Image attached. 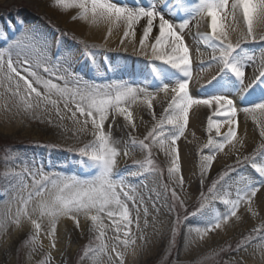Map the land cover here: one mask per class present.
<instances>
[{"label":"snow or ice","instance_id":"obj_1","mask_svg":"<svg viewBox=\"0 0 264 264\" xmlns=\"http://www.w3.org/2000/svg\"><path fill=\"white\" fill-rule=\"evenodd\" d=\"M191 3L194 6L187 7L189 0H177L169 8V13H172L176 9L185 7L186 18L174 21L166 18L165 13L156 7L155 0H151L148 6L137 7L120 6L114 0H53V5L56 7L65 10L79 9V15L74 16V20H85L92 24L123 23L124 33L121 44L126 41L135 44L137 25H140L142 34L139 37L137 50L148 59L152 74L161 81L158 91L171 95L167 107L164 108L158 122L144 140L135 139L131 132H129V139L133 145L146 150L149 165L152 164V144H157L164 152L165 157L170 161L169 184L172 186L174 202L178 199L175 185L179 184L181 189L183 186L182 177L178 181L171 179L180 171L177 141L184 135L190 113L194 109L211 110L207 120L208 130L211 132L215 129L216 135L222 137L219 141L209 139L208 144L204 146L210 148L214 145V148H210L213 153L224 150L225 144L235 146L238 113L251 117L259 128L260 136L264 137V51L261 52L259 63H257L254 53L248 54L243 51L241 40L233 44L228 35V30L236 31L242 21L246 32L241 33V39L255 41L256 30H264V0H198V2L191 0ZM169 4H172V0H166L165 7ZM193 20L196 22L197 29L202 24H206L208 31H198L197 35L212 50L208 66L215 64L218 67L217 74L208 82L212 87H202L196 96L190 92L192 62L190 49L184 39L185 30H191ZM109 34H111V28ZM259 39L264 40V35ZM157 61L174 72H165L163 68H158L154 64ZM250 66L253 69L252 76L245 84L246 69ZM43 71L57 80H64L57 71L47 66ZM22 72L26 75L21 74ZM176 73L180 76L177 77ZM165 79L173 80V83L164 82ZM213 81H216L214 85ZM0 87L4 88L5 93L10 94L17 114L23 111L31 118L41 119L40 113L47 112L48 106H51L60 120L64 119L62 113L70 112V118L78 126L79 133H88L90 124V133L93 138L75 151L84 167L95 170V174L86 179L29 172L32 177L31 191H28L27 196L18 194L14 197L19 204L15 214H12L7 206L0 209V229L7 230L10 225H20L22 218L27 219L35 229L36 234L29 237L34 242L36 235H39L42 230L41 223L33 218V213L38 211L40 216H47L51 220V228L47 235L52 240V247H55L57 219L62 216L68 217L74 220L76 227L79 228L80 223L77 217L83 214L92 222L89 231L99 233L96 236L99 242L98 247L93 249L88 246V250L97 253L100 257L97 259V264H102V257L109 255L108 246L102 239L107 227L102 219L103 215L111 222V227L116 233L114 237L116 240L120 241L126 249L134 244L133 225L137 229L141 227L143 214V226L147 228L149 209L145 206L144 196L138 195L136 189L118 178L116 165L120 152L116 146L118 142L113 139L112 129L115 126L116 117L120 116L123 117L126 125L134 130L130 105L143 97L142 102L151 110L153 93L147 87L132 86L125 81L113 82L103 87L82 85L79 82L70 85L67 81L61 85L53 82V79L44 78L31 64L25 65L19 59L13 60L10 52L6 58L4 51H0ZM235 95H239L241 102L247 101V103L238 105L233 98ZM5 108L7 112L12 111V106L8 104ZM153 118H156L154 113ZM52 122L50 119L49 123ZM224 125H227V131L221 134L220 129ZM166 126L170 127L166 128ZM150 138L152 144L146 143ZM124 154L127 155V152ZM255 156L254 153L253 156L243 159L251 164L260 178H264V149L259 151L261 162L258 163ZM213 160L214 154L204 155L201 166L202 176L210 169ZM239 162L238 156L237 163ZM137 163L139 167H144V164ZM37 175L40 176L39 179L36 178ZM224 175L221 174V179ZM169 184L165 185L166 191ZM259 185L264 187V179L259 180ZM29 187L28 184L23 183L20 186V192ZM216 188L217 181H213L209 194H212ZM257 191L258 188L254 184H248L244 189H237L235 199L223 200L224 205H230L227 211L223 214H215L207 222L206 227L196 229L197 234L204 236L221 228L229 222L231 217H237V209L242 204L249 205L251 210L250 205L253 198L257 196ZM156 195L159 198V193ZM34 198L37 200L36 207L29 211V205ZM149 199H151V190ZM153 208L159 211L155 202H153ZM169 210L173 209L170 207ZM89 213L95 214L89 215ZM175 223L178 224L179 219ZM173 232H175V226ZM121 233L123 240H121ZM261 238L264 239V237ZM247 246L250 245H245V250ZM111 251L116 253L119 264H124V254L118 250V247L114 245ZM132 253L133 255L136 253L134 247Z\"/></svg>","mask_w":264,"mask_h":264},{"label":"rangeland","instance_id":"obj_2","mask_svg":"<svg viewBox=\"0 0 264 264\" xmlns=\"http://www.w3.org/2000/svg\"><path fill=\"white\" fill-rule=\"evenodd\" d=\"M157 1L155 0L156 7L165 13L166 18L174 21L186 18L185 7L169 13V8L177 0H172V4L167 7H165L166 0H163L162 3ZM114 2L118 3V1ZM150 2L151 0H127V5L129 7L148 6ZM51 5H53V0H0V50H4L8 46V49L4 51L6 58L10 52L13 60L19 59L25 65L31 64L44 78L53 79V82L61 85L67 81L70 85L79 82L82 85L103 87L113 82L125 81L132 86L147 87L149 91H158L161 83L158 85L156 83L161 81L152 74L149 61L143 62L144 70L140 72L136 62L140 61L141 56L125 51L115 54L103 52L105 51L103 47L99 49L94 42L78 35L67 25L68 20L79 15V9L74 8L73 16L70 15L71 17L66 19L65 17H57L50 11L49 6ZM186 6L191 7L194 4L189 0V4ZM194 22V20L191 21V23ZM243 28L246 32L244 25ZM206 31L208 29L205 25L199 27V32ZM262 35H264V30L257 29L255 41H245L240 37L233 40L232 43L235 44L237 40H241L243 51L248 54L254 53L257 57V63H259L261 52L264 51V40L259 39ZM191 44H199L203 52L208 54L207 60L210 59L212 50L199 39L197 33L194 34ZM75 48L76 50L79 49L82 55L77 56L74 53ZM101 53V57L103 60L105 59L106 63L96 59ZM103 53L105 54L103 55ZM108 56L125 58L128 62H132V65L137 66L129 68L128 71L123 72L124 75L118 77L119 75L113 73L114 70L107 63ZM73 59H76V62ZM82 63H86L84 67H81ZM95 63L99 65L96 66ZM154 64L158 68H163L165 72H174L158 61ZM45 66L57 71L60 76L64 77V80H57L55 77L49 76L43 71ZM252 71L251 66L246 69L247 80L251 78ZM21 74L26 75L23 72ZM175 75L178 77V73ZM164 82L171 84L173 80L165 79ZM215 83L216 81L212 82L213 85ZM203 87L211 88L212 85L208 83ZM3 97H6L5 101L12 106V111L7 112L5 103L1 104L2 112L9 116L10 121L8 123L13 126V132H3V127L0 128V203L6 202V206L10 208L11 212L13 210L11 204H15L14 210L17 211L19 204L14 197H17L18 194L27 196L28 191H31L32 177L29 172L48 176H76L80 179H86L95 174L94 169L84 167L81 164L80 157L75 151L91 140V136L87 139L90 132L82 135L83 139H81L78 137L81 134L77 130L72 131L68 128L69 126L62 125V123L67 122L66 118L70 112L62 113L64 119L60 120L55 114V109L48 106L47 112L40 113L41 119H34L25 115L23 111L17 114L15 106L12 105L10 94L5 93L4 88L0 87V99ZM235 100L238 105L247 103V101ZM140 105L147 114L145 119L147 122L144 128L132 130L126 125L125 133L121 136L118 134L114 136V133H118L117 121L121 122L123 119L119 116V120L115 122L112 129L113 139L118 142L116 146L120 152V163L116 165L118 178L123 179L127 185L136 189L138 195H143L145 206H149L151 209L148 217L149 226L147 228L143 226L144 217L142 214V225L138 229V233L146 235L145 233L150 229L152 233H155L156 238L155 247L151 250L152 253L147 254L146 251L148 248H152V244L144 241L143 236L141 237L137 248L139 257L134 261V264H245L239 255L241 251L246 254L247 250H253L257 254V249H259L262 253L264 251V239L261 238L264 237V216L256 219L249 227L238 231L233 236L220 237L210 243L194 241V234H197L196 229L206 227L217 208L222 207L220 211L227 209V206L218 204V201H221L219 196L222 192L229 198L236 194L237 189H244L246 185L263 179L251 167V164L243 159L253 156L255 153L257 162H261L262 158L259 156V151L264 149V137L260 136L259 130L254 127L258 138L248 150L240 154L232 153L225 162L210 168L202 176L201 166L204 155H212L218 151L214 153L210 151L214 145L210 148L204 146L208 144L209 139L213 141L222 139L216 135L215 131L209 132L206 129L200 144L192 148L194 156L193 164L189 168L190 171L185 172V175L182 176L183 171L181 170L171 178L173 181H178L180 177H184L183 182H185L182 189L179 184L175 185L178 199L174 202L172 186L169 184L168 168L170 161L165 157L164 152L160 150L157 144H152L151 138L147 140L146 143L152 144V164L149 165L146 150L133 145L129 139V132H131L135 139L144 140L163 112H158L160 115H155L156 118L154 119L142 100ZM131 107H133L132 104L129 110ZM239 115L241 113H238L237 117ZM50 119L53 121L52 123H49ZM4 122L6 121L0 120L2 126ZM168 127L170 126H166V128ZM125 152L127 155L124 154ZM238 156L240 157L239 163H237ZM137 162L144 164V167H139ZM222 173L225 174L223 179H221ZM36 178L39 179L40 176L37 175ZM213 181H217V188L212 194H209V188L213 185ZM23 183L30 187L21 193L20 186ZM166 184H169L167 191L165 190ZM150 190L151 199H149ZM157 193H159V198H157ZM213 197L215 198L213 199ZM45 198H47V193ZM153 202L159 211L153 208ZM170 207L173 210L170 211ZM141 213H143V209H141ZM35 214L51 222L49 217L40 216L38 211ZM92 214L95 213L90 215ZM102 219L107 226L102 239L109 250V255L102 257V264H119L116 253L111 251L112 247L115 245L120 252L124 253L133 248L135 243L126 249L120 241L114 238L116 233L111 227V222L103 215ZM177 219H179L178 224L175 223ZM64 221L68 227L62 233L64 239H61L62 246L59 248H57L58 246L52 247V240L47 233V243L44 242L42 232L36 235L34 242L31 241L29 237L36 234L31 222H27L25 228L10 225L5 231V235L3 234L4 231H0V234L3 235L2 241L8 245L3 251V259L0 258V264H97V259H100L99 255L88 250V246L94 249L99 244L96 240L99 233L89 231L92 225L91 220L86 217L85 227L80 225L79 228L76 227L72 219H64ZM174 226L175 232H173ZM254 229L260 231H253ZM121 240H123L122 233ZM245 245L250 246H247L245 250ZM144 252L146 256H143ZM182 253L188 256L183 257ZM31 257L35 260L27 263V258Z\"/></svg>","mask_w":264,"mask_h":264},{"label":"bare ground","instance_id":"obj_3","mask_svg":"<svg viewBox=\"0 0 264 264\" xmlns=\"http://www.w3.org/2000/svg\"><path fill=\"white\" fill-rule=\"evenodd\" d=\"M114 1H118L119 4L118 3L117 4L120 6H128L127 0H114ZM137 1H147V0H137ZM162 1L163 0H158L157 2L162 3ZM49 9L57 17H60V18L65 17L66 19L73 16L72 14L74 13V8H68L67 10H65L63 8H59L54 5H51L49 6ZM67 25L73 31H75L78 35L84 37L86 40L94 42L99 47V49H102L103 47L105 50L103 52L107 54L121 53L125 51L133 55L141 56L140 59L137 58L140 61L136 63L138 64V68H140L139 71L143 72L144 70L143 62L148 61V59L144 57L143 55H141L139 51L137 50L139 48V37L142 34V31H141L142 29L140 28L139 24L137 25L138 30L135 36V44L128 43L127 41L124 44H121V37L123 36V33H124L123 23L110 25L104 22H99L97 24H92V23H89V21L80 20V19H75V20L72 19V20H68ZM202 25L206 26V24H202ZM110 28H111V34H109ZM198 31L199 29H197L196 27V22H194V23H191V30L190 31L185 30V35H184L185 42L190 49V58L192 62V67H191L192 79L190 81V92L194 96L200 93L199 89L205 86L206 84H208V82L212 79L213 76L217 74V71H218V67L215 64H213L211 67L208 66V62H209V60H207L208 54L203 52L199 44H195V45L191 44L194 34H196ZM242 32H245V31H244L242 21H241L236 31L228 30V35H229V39L231 40V42H233V40L237 38H240ZM105 37H107V39H105ZM6 49H8V46L4 50H0V51H5ZM74 50H75L74 53H76L77 56L82 55L80 54L79 49L76 50L75 48ZM105 53H103V55ZM101 55L102 53L96 59L97 60L100 59V61L102 60L103 62H105V59L103 60ZM108 57H109V60L107 63L115 71V72L114 71L112 72L115 73L116 75L117 74L119 75V76L117 75L118 77L124 75L123 72H125L126 70L128 71L129 68L131 67L134 68L135 66H137V65H132V62H128L125 58H120V57L113 58L111 56H108ZM73 61L76 62V59H73ZM98 63H95V65L98 66L99 65ZM85 64L86 63H82L81 67H84ZM179 76L180 74H178V77ZM247 79L248 78L246 76L245 84H247L248 81L250 80V79L249 80ZM159 83L161 82H157L156 84L158 85ZM150 92L153 93V97H154L153 99H151L152 109L149 110L148 106H146V109L149 110V112L152 115L154 113L155 115L159 116L160 114H158V112H162L164 108L167 106V103H168V100L170 99L171 94L170 95L165 94L164 92H160V91H150ZM233 98L240 100L239 95H235ZM5 100H6V97H3V99H0V120L6 121L4 122L3 126L0 124V128L3 127L2 128L3 132H10V131L13 132V129H12L13 126L8 123L10 121L9 116H7L8 114L7 115L4 114L1 110V107H2L1 104L2 103H5V105L7 104ZM141 100H143V97H141L136 103L132 104L133 107L130 108V111L132 112V116H133V125L135 126V129L137 130L144 128L147 122L145 120L147 116L146 111L144 110V108L142 109L140 105ZM210 115H211V110L207 108L194 109L193 112L190 113L188 126L185 130L184 135L181 136L177 141L180 172L181 170L183 171L182 176L185 175V172L190 171L189 168L193 164V156H194L192 152V148L195 145H199L200 142L202 141L203 134L206 131V129H208L207 120ZM77 116H79V113H77ZM70 117H71V113L66 118L67 122L62 123V125L69 126L68 128L72 129V131L77 130L78 126L73 122V120ZM118 117L119 116L116 117V121L119 120ZM237 118H238L237 119L238 125L236 127L237 142L235 146L233 147L228 144H225L224 150L222 151L218 150L214 154V160L210 168H214L220 163L225 162L228 159V157L232 155V153L240 154L241 152H245L257 141L258 137L255 133L254 127L258 130L259 128L253 122L251 117H245V115L241 113V115H239V117ZM116 126H117L118 133L117 132L116 134L114 133V136L117 134L118 136H121L127 130L126 123L123 119L121 120V122L117 121ZM129 127L130 129H132L131 126ZM90 130H91V125L89 124V132ZM213 131H215V129H213ZM220 131H221V134L225 133L227 131V125L222 126ZM80 134L81 135H79L78 137L83 139L82 135H84L85 133H80ZM89 136H91L90 133H88L87 139H89ZM92 138L93 137L91 136L90 139ZM119 163H120V156H118L117 158V164ZM182 178L184 180V177ZM256 182H259V181H256ZM256 182H254L253 184L257 186L258 191H257V196L253 198V201L250 205L251 210H249V205L242 204L237 209V217H231L228 223L222 225L221 228L216 229L215 231L209 232L205 236L194 234L195 236L194 241L197 243H210V242H214L215 240H218L220 237L227 238V237L233 236L234 234L238 233V231L244 230L245 228L249 227L250 224L256 219L263 217L264 216V187H261L259 184H256ZM184 183L185 182H183V184ZM224 194L225 193L223 192L220 194L219 198L221 199V201H218V204H223V199H235L236 198V194L234 196H230L229 198L225 196ZM6 204H7L6 202L5 203L1 202L0 209L4 208ZM36 204H37V200L34 198L33 202L30 203L29 205V211H32L36 207ZM14 205L15 204H11V208H13L12 212H16V210H14ZM224 206H227V209L230 207V205H224ZM148 209H149V216H150L151 209L149 208V206H148ZM221 209L222 207L217 208L214 215L223 214L224 212L227 211V209L220 211ZM12 214H15V213H12ZM90 214L91 213H89V215ZM33 218L37 219V221L41 223L42 225L41 232L44 236V242L47 243L48 240L46 237V233H48V231L51 228V222L50 221L48 222L46 218L37 216L35 212L33 213ZM85 218H86L85 215H79L77 217L81 227L84 226ZM64 219L71 220L68 217L62 216L60 220L56 222L55 246H58L57 248L62 246V240L64 239L62 236V233L65 231L66 227H68V224L64 221ZM27 222H30V221L22 218L21 224L17 225V227L19 226L21 228H25V224ZM105 223L106 222L104 221V224ZM141 225H142V221H141ZM0 231L2 232L4 231L3 234L5 235V231H6L5 229H0ZM133 231L135 233V236L133 237V239L136 240L135 245H134V248L136 249V253L135 255H133L132 248L124 252L123 253L124 254L123 255L124 264H134V261L138 259L139 255H138L137 248H138L139 241L141 240L142 236L144 237V241H147V243L152 244L151 249L148 248L147 251L145 250L147 254L152 253L151 250L155 247V244H156L155 233H152V230L148 229L147 233H145L147 236L141 235L140 233H138V229L135 228V226L133 227ZM2 237L3 235L0 234V240H1L0 258L1 259H3V255H2L3 251L8 246L7 243L2 241ZM257 250H258L257 254L254 253L253 250H247L246 254L242 253L241 251L240 252L241 254H239L241 257V260L249 264L260 263V262L264 264V251L260 253V250L259 249ZM146 253L144 252L143 256H146ZM182 256L184 257L188 255L187 254L184 255L182 253ZM34 260L35 258L33 257L27 258V263H31Z\"/></svg>","mask_w":264,"mask_h":264}]
</instances>
